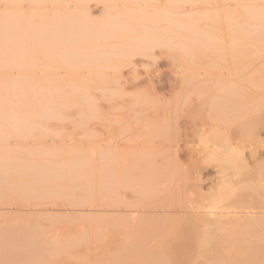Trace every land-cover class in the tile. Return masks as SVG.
Returning a JSON list of instances; mask_svg holds the SVG:
<instances>
[{
  "label": "bare ground",
  "instance_id": "6f19581e",
  "mask_svg": "<svg viewBox=\"0 0 264 264\" xmlns=\"http://www.w3.org/2000/svg\"><path fill=\"white\" fill-rule=\"evenodd\" d=\"M93 1L0 0V24H5L0 53L8 57L11 84V89L0 87V115L9 113L8 97L22 92L33 99L35 114L49 123L58 117L64 85L70 95L77 93L80 102L75 103L81 106L76 113L88 119L86 141L72 135L69 146L56 143L63 149L53 156L67 149L73 155L71 170L56 166L49 172L42 163L44 175L84 179L79 163H89L87 190L82 188L91 224L102 226L106 243H205L203 249L219 239L209 238L213 231L232 229L242 238L238 234L234 241L237 233H228L235 236L229 238L232 244L224 242L234 244L228 253L218 252L221 239V249L206 248L217 256L213 264H264L259 241L251 249L236 246L264 236L255 231L264 232V179L259 178L264 170L259 181L254 178L264 169L259 155L264 145V0H248L239 9L238 0H225L233 2L229 9L216 7L221 0H96L103 3L105 18H92V23ZM84 29L94 31L84 34ZM34 54L40 56L31 62ZM165 62L168 75L158 68ZM165 87L168 96L161 92ZM17 128V137H27ZM42 152L41 157L50 153ZM24 157L18 161L4 151L1 171L29 169L33 163L25 167L29 160ZM207 161L216 163L219 176L204 191ZM17 164L25 169L9 168ZM204 249L200 264H209L215 254ZM182 253L175 256L187 263Z\"/></svg>",
  "mask_w": 264,
  "mask_h": 264
},
{
  "label": "rangeland",
  "instance_id": "374dc122",
  "mask_svg": "<svg viewBox=\"0 0 264 264\" xmlns=\"http://www.w3.org/2000/svg\"><path fill=\"white\" fill-rule=\"evenodd\" d=\"M115 1L116 3L118 2V4H121V0H115ZM236 3L239 4L238 8L236 9L249 5L248 0H238ZM232 4L233 2L231 1L221 0L220 4L216 5V7L220 8V6L226 5L227 7L225 9H229V8H232L231 7ZM90 5H91L90 9L92 8L91 14H93L91 16L92 23H94L93 19L95 22H99L98 20L105 18L104 17L105 13L103 12L104 11L103 3L100 4L99 2H96V0H94ZM202 6L203 5H200L195 8L197 9L196 10L197 13L201 11L199 10V8L201 9ZM120 7L123 8L122 6ZM217 11L218 10H216V13ZM0 25H1L0 29L2 28L1 31L3 34L4 33L3 29H4L5 24L2 23ZM79 29H83V28L75 27V31ZM94 30L84 29V31L82 30V32L84 34H87V33L89 34L90 32ZM82 32H79V33L81 34ZM219 33L220 32H216V34L218 35ZM111 42H113V40ZM111 42L108 41V43H111ZM179 51L184 52L185 50L178 49V52ZM2 52L3 50H1V53H0V66H2L3 68V70L0 68L2 70L0 71V87L2 88L8 85L7 89H11L10 88L11 84H10L9 79L7 78L6 80L7 75H9L7 71L8 69L6 67V62H7L8 57H6L7 55H5L6 54L5 51H4L5 56L3 55ZM37 55L38 54H34L31 57V62L32 60L33 61L35 60L32 58H36V59L39 58L38 56L40 55L38 56ZM187 58H191V57L187 56ZM136 60L138 61L137 64H141L144 61L143 58L140 56ZM1 61L2 63L4 62L5 63L2 64ZM167 65L168 64L166 62L158 65L159 66L158 68L161 71H163L166 75H168V72H169L168 70L170 68L169 65L168 67ZM30 70L32 72L34 68L28 69L27 72H29ZM140 72L143 73L141 68H140ZM69 88L70 87H67L66 85H64V87L62 88L60 92L61 93L60 99L57 102L58 117L55 119L51 118L52 120L50 119L49 123H47V121H45L44 119H41V117L35 114L36 107L32 103L33 99L29 101L30 98L27 94L26 95L28 96L29 99H27L26 95L24 96V93H22L21 91H19L21 92V94L20 93L18 94L16 93V95L12 94L10 95L11 97L9 96L10 98L6 96L8 97V100L10 101L9 106L6 107L7 109H9L8 110L9 113H6V114L3 113L2 115H0L1 116L0 132L1 134L4 133L0 137L1 138L0 139V155L3 154L4 151L14 153V157L18 161H21L22 159L24 161L26 159L24 156H26L28 157L29 163L27 160L28 164L26 165L23 163L24 166L25 167L28 166L29 168L30 162H32L33 164H30L29 169H25L24 166H22L23 164L22 165L17 164L14 167L9 166V168H16V169L17 167L20 168L22 166L25 170H23V168H22L23 171H20L21 170L20 169L19 172L17 170L16 171L9 170L10 172L7 173V169H6V173H4V170H2L3 173H0V264H104V263L112 264L114 261H116L115 260L116 257H117V260L119 261L121 258L127 259V261L123 259L124 262L122 261V259L120 262L118 261V263L120 264H124V263L127 264L130 261L129 259L131 258L135 260L139 258V262L137 264H141L140 262H145L142 264H146V261H147V264L149 263L155 264V262H153L152 260L156 262L159 260L158 261L159 264L161 263L162 264H173L175 261H176L175 263L179 264L181 262L178 261V259H180L182 252H184V254L186 253L185 257H187V258L185 257L183 258L184 254L182 253V258L186 260L188 259L187 263L185 262L183 264H196V263L200 264L204 262L203 258H205L203 256L201 257V255L204 252L203 249L204 248L206 249L209 246H210L209 249L212 250L215 247L218 248V246L221 244L220 246H222V250H218V252L223 253L227 250L226 252L228 253L229 250H231L228 248L229 247L232 248V246L234 247V244L231 245L232 241H230L231 239L229 240V238L236 236V238H232V240L238 241L239 238L237 237L238 236L240 237L241 232L237 233L236 231H233L232 229H231L232 232L230 231V229L228 232V229H227V230H224V232L227 233L225 234L224 232H222L223 230L221 231L220 229H218L220 231V234L222 232V234L220 235L218 234L219 233L218 231L216 232L213 231L214 228L213 230L212 229L206 230L207 228L206 229L203 228L204 230L209 231V232L213 231L212 232L213 234L215 233L218 234V235L215 234L214 236L213 234L205 231V233L211 234L209 235V238L213 236V238L219 237V239H221L220 241L219 239H215L216 241L215 246L213 245L214 243L206 244L207 246L206 245L203 246L204 247L203 249H200V248H202L201 245H204L205 243L203 244L200 243L201 245L199 243H197L199 245H197L196 243H106V236L104 234V230L102 226L100 225L98 226L95 223L91 224V221L89 219L91 212L88 210V206H87L88 204V202L86 201L87 192L86 191L84 192V189L87 190V188H84L85 187L84 182L85 180L87 181L86 176H88L89 163H84V162L79 163V164H82L81 166H83V167H80V169L79 168L78 169L79 170L82 169L81 175L85 177L84 179L77 178L76 181H67L61 178L60 179L52 178L51 175L49 174L48 175L45 174L47 175L46 177L44 175L45 172L46 173L48 171L51 172L53 167L55 168L56 166L61 167V168L56 167L61 170L64 167L67 168L68 170H71L69 159L73 157V155H70L69 149L65 150L66 152L63 151V153L62 151L58 152V154L61 153L62 156L61 154L60 155L55 154L53 156L54 153H57L56 150L59 151V149H63V147L61 148V146L59 147V145H63L64 143H67V145L69 146L71 144V142L69 141L73 139V137H77V139H80L81 141L82 139L86 141L85 136L87 135V132H86L87 126L85 125L87 124L88 119H86L87 121H85V116H81L82 114L79 112L76 113V111H79L78 108L80 107L78 106H81V103L80 105L79 103L77 104L75 103V102H80V100L78 101L79 96L78 97L75 96L77 95V93L73 91L71 92L72 98H70L71 88L70 89ZM165 88H163L164 90L162 89L163 91L161 90V92H163L164 95L166 93L165 96H168L167 93L169 90L167 91L168 88L167 87ZM33 89L36 90L35 88ZM82 91L83 93L86 92L85 90H82ZM79 93L80 95H82L81 92ZM11 109L14 111H11ZM31 110L33 111L32 113H30ZM7 117H10L11 120ZM86 117H88V115ZM42 120H44V122ZM12 123L16 124V125L14 124L15 127L11 125ZM12 127L14 128L18 127L17 130L19 131L20 130L26 131L28 133L26 134L27 137L25 136L20 137V138L17 137L16 134L13 133L15 131H13L14 128L12 129ZM41 132L43 134L45 133L44 134L45 136ZM72 135L74 136L72 137ZM262 137H264V134H262ZM58 142L61 144L56 145V143ZM53 148H55L54 149L55 151L52 150ZM261 148L260 150L262 151L260 152L259 155H260V159L262 158L261 160H264L263 159L264 145ZM42 151L43 152L49 151L51 154L44 152L43 154L44 157L43 155L41 157L40 153ZM64 152H65V155H64ZM42 163L46 164L45 166L46 168L48 167L47 168L48 171H46L47 169L44 168V165ZM206 163H208L206 165L208 169L202 175V178H203L202 180L204 181V183H206L204 184L202 182L205 188L204 191L210 186V184L212 183L216 184V178L217 176H219L217 174L218 169L216 167V163L214 161H211V162L207 161ZM40 166H42L43 169ZM39 167H40V170L42 171L44 170V172H42L43 175L42 173H40L41 176L38 174ZM260 170H258V174H255L256 176L254 175V178L255 177L258 178L259 174L261 175V173L263 172L262 170H264L263 167ZM2 171L0 169V172ZM36 173L39 176L37 175L35 176ZM255 173H257V171ZM261 176L259 178L260 180H263L264 174H262ZM259 178H258V181H259ZM208 180H212V181H208ZM82 186L84 189L82 188ZM81 190H83L85 195ZM55 195L56 197H54ZM83 195L86 197H84ZM48 196L49 197L52 196L53 200H52V197L48 198ZM60 197L62 199L58 200ZM78 201L79 202L81 201L82 204L79 203ZM82 205L85 207H83ZM86 213L87 215L88 214L89 215L87 216ZM80 218H82L83 220ZM200 230H198V232H201ZM204 230H202V234H204L203 233ZM255 231L256 233L258 231V233L257 235L256 233L254 235L260 236V238L264 235L262 234L264 232L261 233V230H255ZM252 232L254 233V231ZM252 232H249L250 236H252L251 235L253 234ZM223 233L227 236H224ZM228 233H232L233 235L236 233L237 234L235 236L230 234L231 235L230 237ZM193 234L195 237L196 235L197 237H201V236L203 237L202 234L201 236H199L200 233L196 234L194 232ZM205 235H208V234H205ZM242 235L244 236L243 238L247 236V234L244 235V232H242ZM223 236L224 238L228 236L229 237L225 238L226 239L225 241ZM253 237L254 236H252V238ZM222 238L224 241L222 240ZM240 238H242V236ZM252 238H250L252 243H242V244L240 243L241 245L236 243L238 245L236 244L235 245L239 248H243V250H244L243 246L245 244H246V248L248 247L247 249L249 248L251 249L252 245L254 247L260 246L264 248L263 247L264 246V236L262 237L263 241L262 239L255 238V237L252 240ZM217 241H219L220 244L217 243ZM227 241L231 243V244L229 243L228 247L226 246L228 245ZM257 241H259L258 243L259 244L261 243V245L258 246V243H257L256 244L257 246H255V243ZM224 242H227V243H224ZM211 246H212V249H211ZM220 246H219V249H221ZM224 246H226L227 249L224 250ZM209 249H206V252L208 251L207 254L209 255L211 253L213 254L214 252L210 251ZM200 250L202 252H200ZM215 251H217V249H215ZM198 253L199 255L200 253L202 254L199 256L197 255ZM175 255L176 256L179 255L180 257H176ZM204 255H206L205 252H204ZM154 256H158V257H154ZM144 257L147 260L144 259L145 260L144 261L143 260ZM150 257H152V259ZM164 257L166 259L165 261H164ZM172 257H174V260L171 259ZM214 257L215 258L213 261L209 260L206 262H208L209 264H213L215 261H217L216 254ZM168 258H170L168 260L169 263H167ZM112 259H113L112 263H109V260L111 261ZM132 259L130 261L132 262L131 264L136 262L135 260L132 261ZM148 259H151L153 263H151V261ZM228 260L226 258V262H228ZM163 261L166 263H164ZM116 262L115 264H118Z\"/></svg>",
  "mask_w": 264,
  "mask_h": 264
}]
</instances>
